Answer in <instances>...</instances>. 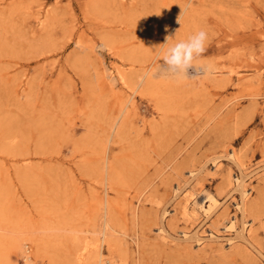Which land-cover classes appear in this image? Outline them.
<instances>
[{
    "label": "rangeland",
    "instance_id": "1",
    "mask_svg": "<svg viewBox=\"0 0 264 264\" xmlns=\"http://www.w3.org/2000/svg\"><path fill=\"white\" fill-rule=\"evenodd\" d=\"M203 190L219 207L185 216ZM17 242L33 264H264V0H0V264Z\"/></svg>",
    "mask_w": 264,
    "mask_h": 264
},
{
    "label": "clouds",
    "instance_id": "2",
    "mask_svg": "<svg viewBox=\"0 0 264 264\" xmlns=\"http://www.w3.org/2000/svg\"><path fill=\"white\" fill-rule=\"evenodd\" d=\"M170 38V37H169ZM207 33L204 30L196 31L185 40H180L164 50L160 57L161 68L164 74L177 82L189 76V70L194 73L198 67L194 63L206 50ZM168 38H166L167 44ZM211 71V69H207Z\"/></svg>",
    "mask_w": 264,
    "mask_h": 264
},
{
    "label": "bare ground",
    "instance_id": "3",
    "mask_svg": "<svg viewBox=\"0 0 264 264\" xmlns=\"http://www.w3.org/2000/svg\"><path fill=\"white\" fill-rule=\"evenodd\" d=\"M112 76V75H111ZM113 78V77H112ZM229 157L233 160H235V156H234V152L232 150V152L229 154ZM236 161V160H235ZM237 162V161H236ZM242 164V163H241ZM192 173V172H191ZM235 183L237 185V187L240 189V194H241V204H237L236 205V208L239 209L240 212H243L244 209L242 207L243 205V198L246 196V194L248 193L245 189H244V181L242 179H239V178H235ZM247 192V193H246ZM188 200H191L192 201V209L190 210L187 206V202ZM184 205H183V208H182V211H183V214L185 216H190V212L192 213L193 216H196L197 214H201L204 218H209L215 211L216 209L219 207V204L220 202L217 200V198L214 196V194H212L211 192H208V191H204L203 190V193L199 194L198 196L196 194H193V193H190L188 195L185 196L184 198ZM190 210V211H189ZM167 214V213H166ZM229 221V224L226 225V228L229 229V230H234L235 229V219L232 220H228ZM246 223V222H244ZM243 223V224H244ZM107 225V224H105ZM104 226V225H103ZM106 226H104L105 228ZM32 230H36V229H32ZM236 230V229H235ZM105 231V230H104ZM13 232V231H12ZM18 232H20L18 230ZM15 233V232H14ZM13 233V235H14ZM34 232H32L33 234ZM102 233L103 237L104 235L106 234V232H100ZM21 234V232H20ZM12 235V236H13ZM18 238H14L15 241L19 239V237H22V236H18V234L16 233L15 234ZM101 235V236H102ZM11 236V235H10ZM183 236L185 238H189V234H187V231H183ZM213 234L210 233V237H212ZM14 237V236H13ZM193 237L195 238V240L197 241L198 244H201L202 241H201V238L198 237L196 234L193 235ZM105 238V237H104ZM103 238V239H104ZM11 239V237H10ZM23 238H21L22 240ZM25 240L26 237L24 238ZM102 239V240H103ZM14 241V240H13ZM14 241V242H15ZM20 241V240H19ZM16 243V242H15ZM18 243V242H17ZM98 243V242H97ZM20 242L18 243V246L17 244H15L17 246V248L21 247L22 251H23V256H24V262L25 264H33L32 262V255L30 254L31 252L28 253L27 251V247L25 246V242L24 244L21 243L20 245ZM28 244V243H27ZM97 245V244H96ZM15 246V247H16ZM28 246V245H27ZM99 247V246H98ZM100 248V247H99ZM20 249V248H19ZM98 250V256L96 258V261L98 264H113L111 261H108V263L104 262L103 259L101 258V253H100V249H97ZM30 251V250H29Z\"/></svg>",
    "mask_w": 264,
    "mask_h": 264
}]
</instances>
